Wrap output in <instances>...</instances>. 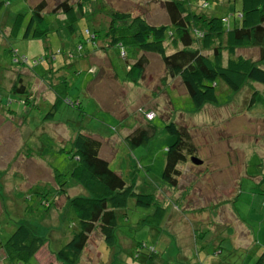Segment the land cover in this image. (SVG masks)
I'll return each mask as SVG.
<instances>
[{"label":"rangeland","instance_id":"rangeland-1","mask_svg":"<svg viewBox=\"0 0 264 264\" xmlns=\"http://www.w3.org/2000/svg\"><path fill=\"white\" fill-rule=\"evenodd\" d=\"M38 1L0 0V242L5 243L18 222L45 237L51 253L71 238L77 218L66 199L52 193L58 187L53 176L62 174L57 182L65 181L69 194L80 192L71 175L77 160L69 138L82 128L102 139L109 167L134 191L154 193L160 202L164 200L166 214L158 227L140 224L153 206H136L133 198L118 212L120 229L128 237L156 247V264H254L264 250V86L248 82L233 92L218 81V104H206L197 111L186 88L178 78L168 77L157 54L146 55L145 72L134 84L124 81L126 61H131L128 48L127 60L111 49L108 60L104 52H92L93 45L83 41L88 36L86 27L92 31L107 20L102 10H131L133 16L141 14L152 24L168 23L162 0H88L86 10L95 8L78 19L74 34L58 30L49 12L61 0H46L43 14L50 26L48 36L10 37L13 16L17 12L29 16ZM240 5L241 0H188L190 9L218 16L224 26L238 19ZM78 42L83 43L82 50ZM11 49L20 57H14ZM237 52L253 59L259 54L258 48ZM22 57L25 68L43 78L32 74L30 96L34 97L29 96L26 103L27 94L9 90L14 73L20 71L14 61ZM25 68L22 72L31 75ZM253 89L259 93L252 105ZM138 107L151 108L156 116L148 122ZM170 122L189 131L193 155L203 160L200 165L181 162L176 186L161 178L171 139L165 126ZM138 125L147 128L149 138L131 146L125 137ZM41 191L51 202L49 208L40 203ZM96 231L89 237L80 264L130 262L126 261L130 260L128 251L116 247L109 263V252ZM121 243L124 249L132 244L128 238ZM3 255L0 251V264H10ZM40 262L34 256L29 264Z\"/></svg>","mask_w":264,"mask_h":264},{"label":"trees","instance_id":"trees-1","mask_svg":"<svg viewBox=\"0 0 264 264\" xmlns=\"http://www.w3.org/2000/svg\"><path fill=\"white\" fill-rule=\"evenodd\" d=\"M87 4L88 0L58 2L49 10L58 23L57 29H67L69 33L74 34L78 19L87 13H92L95 8L91 2L92 9L87 11ZM162 5L168 16V23L152 24L141 14L133 16L131 10V13L120 9H110L107 12L102 10L103 12L100 13H103L107 20L99 22L92 31L86 27L84 34L88 36L83 41L93 45L92 52L96 50L104 52L108 60L110 49L117 51L122 59L127 60L128 48L131 61H126L127 76L124 81H131L134 84H138L145 72L149 62L146 55L157 54L156 56L165 66L168 77L180 80L197 111L206 104H218L216 94L218 81L225 83L233 92H238L248 82H257L264 86V0H241L238 19L227 26H224L222 18L218 16L190 9L188 0H162ZM47 6L46 0H39L31 7L29 16H26L25 12H17L12 18L9 36L26 39L47 37L50 26L43 14ZM102 25H104L102 31L97 29ZM81 34L83 35L82 32ZM168 38L171 40H169L171 46L167 47L165 42ZM77 45L78 49H83V43L78 42ZM246 48H258V58L253 59L237 52ZM167 49L173 50L168 52ZM11 51L14 57H20L16 50L11 49ZM87 53L91 52L87 51ZM23 62H26L23 57L14 61L20 71L14 73L15 77L9 90L27 94L24 101L26 103L31 95L32 74L38 78L42 77L32 69L25 68ZM37 62L36 60L34 63ZM24 68L31 75L23 73ZM111 69L117 78L112 67ZM161 80L166 81L164 77ZM258 93L256 89L252 90L250 104H254ZM56 104L57 100L52 104V110L56 109ZM140 110L143 118L148 122L156 116L151 108ZM149 112L154 114L151 119L146 117ZM62 124L66 126V123ZM165 128L171 139L167 146L161 178L176 186L181 175L179 164L191 162V156H197L193 155L195 153L193 140L184 126L170 122ZM148 138L147 128L138 125L131 129L125 141L135 146L145 143ZM69 141H71L72 154L77 160L71 175L81 189L78 194H69L66 182L60 184L57 182V177L62 175L59 173L53 176L58 187L53 189L52 193L58 199L60 197L66 199L67 204L74 210L77 229L63 246L51 253L45 247V237L39 236L27 223L18 222L5 243L0 242V251L4 253L3 260H9L10 264H29L30 259L43 250L49 254L48 264H80L89 237L97 230L100 239L106 245L107 253L109 252V263L117 247L125 253L128 251L130 260L126 261H130L131 264H156V247L143 241L134 242L128 237L127 231L120 229L118 212L126 207L128 198H133L136 206L144 208L153 206V211L143 216L140 224L148 225V228L158 227L166 214L167 206L162 203L164 200L160 202L154 193L134 191L132 184L128 185L119 173L112 170L107 158L109 152L106 155L103 153V149L106 148L97 135L79 128L74 131ZM52 172L54 174V169ZM41 192L40 203L49 208L51 202L44 197V192ZM125 238L132 243L128 246L131 248L130 252L129 248L124 249L121 243V239ZM254 264H264V250Z\"/></svg>","mask_w":264,"mask_h":264},{"label":"crops","instance_id":"crops-1","mask_svg":"<svg viewBox=\"0 0 264 264\" xmlns=\"http://www.w3.org/2000/svg\"><path fill=\"white\" fill-rule=\"evenodd\" d=\"M50 171V170H49ZM52 173V171H50ZM36 258H38L41 262V264H48L47 260L49 259V254H47L46 251L40 250L38 253H36Z\"/></svg>","mask_w":264,"mask_h":264},{"label":"water","instance_id":"water-1","mask_svg":"<svg viewBox=\"0 0 264 264\" xmlns=\"http://www.w3.org/2000/svg\"><path fill=\"white\" fill-rule=\"evenodd\" d=\"M190 160H191L192 163H194V164H196V165H200V164H202V160L199 159L198 157L191 156Z\"/></svg>","mask_w":264,"mask_h":264},{"label":"built area","instance_id":"built-area-1","mask_svg":"<svg viewBox=\"0 0 264 264\" xmlns=\"http://www.w3.org/2000/svg\"><path fill=\"white\" fill-rule=\"evenodd\" d=\"M153 116H154L153 112H149V113L146 115V117H147L148 119H151Z\"/></svg>","mask_w":264,"mask_h":264}]
</instances>
